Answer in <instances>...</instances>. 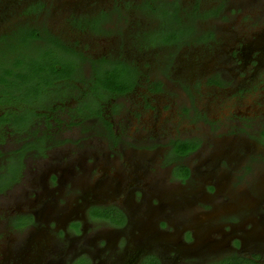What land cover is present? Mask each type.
Wrapping results in <instances>:
<instances>
[{
	"label": "flooded vegetation",
	"instance_id": "flooded-vegetation-1",
	"mask_svg": "<svg viewBox=\"0 0 264 264\" xmlns=\"http://www.w3.org/2000/svg\"><path fill=\"white\" fill-rule=\"evenodd\" d=\"M80 4L0 35V264H264V0Z\"/></svg>",
	"mask_w": 264,
	"mask_h": 264
},
{
	"label": "rangeland",
	"instance_id": "rangeland-1",
	"mask_svg": "<svg viewBox=\"0 0 264 264\" xmlns=\"http://www.w3.org/2000/svg\"><path fill=\"white\" fill-rule=\"evenodd\" d=\"M33 1H38L42 4H45L46 2L50 1V4L47 6L46 10L41 9V11L37 8H34V10H32L31 6H34L36 4ZM83 1L84 0H0V31L10 32L13 28L12 25L7 28L8 24L15 20L19 21L21 18H23L24 15H27V23L30 24L31 21L38 20L40 15L44 13V17L47 18L48 16V20H50L48 21V25H51V27L54 29V33H65L64 30H68L69 25H65L64 20L67 17H70L71 14L68 13H71L73 10L81 8L82 6L80 3H82ZM7 3L9 4L6 5ZM4 5H6L5 8H2L1 6ZM252 13L256 14L255 12ZM252 13L250 12V14ZM205 28L206 25L201 22L196 26V31L198 33H201ZM67 34H69V32H67ZM223 35H226V33H223ZM202 49L203 48L201 47V44H196L192 42H187L186 44L174 46L171 50L173 51L172 53L175 56V65L179 67H187L192 65V61L199 54L203 53ZM210 65L211 64H208V66ZM159 102H165V98L160 99ZM211 103L212 101L205 102L202 104V107H206L210 111L214 112L215 108ZM158 115L161 118H157V120H153L150 119L148 116H145L143 117L142 121L146 122L149 125H152V127L154 126L153 128L156 130H164L165 128H167V130H173V123L174 125H176V128L181 129L182 132L191 131L189 126L193 124L197 125L196 121H194V123L193 121H177L171 123L172 119L173 121L177 120L179 115L172 116L169 109H164ZM167 115L169 116L168 121L163 119V117H166Z\"/></svg>",
	"mask_w": 264,
	"mask_h": 264
},
{
	"label": "trees",
	"instance_id": "trees-1",
	"mask_svg": "<svg viewBox=\"0 0 264 264\" xmlns=\"http://www.w3.org/2000/svg\"><path fill=\"white\" fill-rule=\"evenodd\" d=\"M33 2H35L36 4L34 6H31L32 10H34V8H37L38 10H41L43 8V4L42 3L38 2V1H33ZM26 16L27 15H24L23 18L20 17L21 18L19 20L20 22L18 20H15L13 22L17 21L16 23L11 22L10 24H8L7 28H9L12 25L13 29L10 32L0 31V35L2 36V35H23V34L24 35H29V34L32 35V34H37V31H36L37 29L34 28V26L31 24V22H30V24L27 23L28 19L26 18ZM68 20H69L68 18H66L64 20V24L65 25H69V23H67ZM69 29L70 28L68 26V30L67 31H69ZM48 33L51 34V32H49V31H48ZM65 51H68V49L66 48V49L63 50V52H65ZM62 68L65 69L66 66L63 65ZM113 90H116V89L114 88Z\"/></svg>",
	"mask_w": 264,
	"mask_h": 264
}]
</instances>
